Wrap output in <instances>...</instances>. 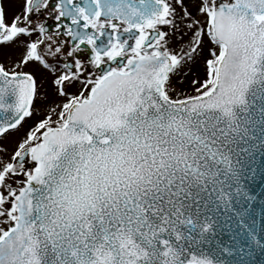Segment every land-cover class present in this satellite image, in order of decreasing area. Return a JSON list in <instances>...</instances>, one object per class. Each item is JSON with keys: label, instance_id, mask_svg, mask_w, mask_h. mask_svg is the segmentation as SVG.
I'll use <instances>...</instances> for the list:
<instances>
[{"label": "snow or ice", "instance_id": "snow-or-ice-1", "mask_svg": "<svg viewBox=\"0 0 264 264\" xmlns=\"http://www.w3.org/2000/svg\"><path fill=\"white\" fill-rule=\"evenodd\" d=\"M258 175L264 0H0V264H264Z\"/></svg>", "mask_w": 264, "mask_h": 264}, {"label": "water", "instance_id": "water-1", "mask_svg": "<svg viewBox=\"0 0 264 264\" xmlns=\"http://www.w3.org/2000/svg\"><path fill=\"white\" fill-rule=\"evenodd\" d=\"M257 161L259 169L260 154H257ZM250 187L252 189V194L256 196V207L257 211H259L261 203H264V178H261V176L258 175L256 180L252 182ZM257 257L258 259H264V257H260L259 254H257Z\"/></svg>", "mask_w": 264, "mask_h": 264}, {"label": "flooded vegetation", "instance_id": "flooded-vegetation-1", "mask_svg": "<svg viewBox=\"0 0 264 264\" xmlns=\"http://www.w3.org/2000/svg\"><path fill=\"white\" fill-rule=\"evenodd\" d=\"M8 13H9V16H11V9L10 8H9V12Z\"/></svg>", "mask_w": 264, "mask_h": 264}, {"label": "rangeland", "instance_id": "rangeland-1", "mask_svg": "<svg viewBox=\"0 0 264 264\" xmlns=\"http://www.w3.org/2000/svg\"><path fill=\"white\" fill-rule=\"evenodd\" d=\"M8 12H9V10H8ZM9 14V13H8Z\"/></svg>", "mask_w": 264, "mask_h": 264}]
</instances>
